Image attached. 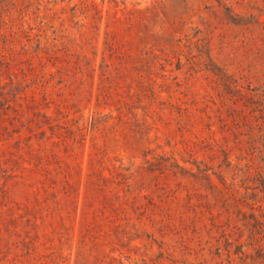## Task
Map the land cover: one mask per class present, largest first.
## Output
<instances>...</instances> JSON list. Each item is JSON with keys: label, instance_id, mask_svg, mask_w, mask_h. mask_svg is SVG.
I'll return each instance as SVG.
<instances>
[{"label": "rangeland", "instance_id": "374dc122", "mask_svg": "<svg viewBox=\"0 0 264 264\" xmlns=\"http://www.w3.org/2000/svg\"><path fill=\"white\" fill-rule=\"evenodd\" d=\"M0 264H264V0H0Z\"/></svg>", "mask_w": 264, "mask_h": 264}, {"label": "trees", "instance_id": "16d2710c", "mask_svg": "<svg viewBox=\"0 0 264 264\" xmlns=\"http://www.w3.org/2000/svg\"><path fill=\"white\" fill-rule=\"evenodd\" d=\"M257 93V92H256ZM261 95V94H260ZM263 95V94H262Z\"/></svg>", "mask_w": 264, "mask_h": 264}]
</instances>
